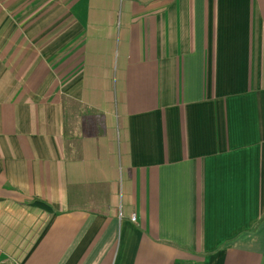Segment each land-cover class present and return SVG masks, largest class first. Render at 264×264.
Here are the masks:
<instances>
[{
  "label": "crops",
  "instance_id": "obj_1",
  "mask_svg": "<svg viewBox=\"0 0 264 264\" xmlns=\"http://www.w3.org/2000/svg\"><path fill=\"white\" fill-rule=\"evenodd\" d=\"M0 264H264V0H0Z\"/></svg>",
  "mask_w": 264,
  "mask_h": 264
},
{
  "label": "built area",
  "instance_id": "obj_2",
  "mask_svg": "<svg viewBox=\"0 0 264 264\" xmlns=\"http://www.w3.org/2000/svg\"><path fill=\"white\" fill-rule=\"evenodd\" d=\"M131 220H132V221H135V216H132Z\"/></svg>",
  "mask_w": 264,
  "mask_h": 264
}]
</instances>
